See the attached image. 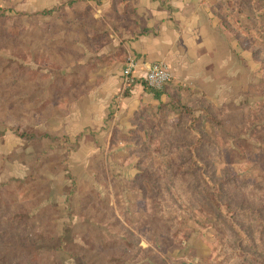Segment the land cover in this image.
Instances as JSON below:
<instances>
[{
  "label": "rangeland",
  "instance_id": "374dc122",
  "mask_svg": "<svg viewBox=\"0 0 264 264\" xmlns=\"http://www.w3.org/2000/svg\"><path fill=\"white\" fill-rule=\"evenodd\" d=\"M212 2L257 65L213 102L171 78L109 165L64 138L100 25L0 0V264H264V0Z\"/></svg>",
  "mask_w": 264,
  "mask_h": 264
},
{
  "label": "crops",
  "instance_id": "0c3cea01",
  "mask_svg": "<svg viewBox=\"0 0 264 264\" xmlns=\"http://www.w3.org/2000/svg\"><path fill=\"white\" fill-rule=\"evenodd\" d=\"M27 5L36 11L88 9L100 25L96 33L102 34L94 40L109 42L79 62L89 66L84 70L88 87L73 98L64 117L65 135L69 139L81 135L75 152L82 160L101 151L109 165V157H129L126 141L120 137L134 126L131 118L145 103L164 101L163 93L157 99L138 78L147 63H166L175 83L212 102L215 97L225 100V94L234 91L242 72L240 63L248 64L250 70L252 63L257 65L254 51L241 45L240 35L237 38L230 31L227 17L220 8H213L212 0H30ZM128 58L135 61V80L124 84L122 69ZM122 89L127 91L118 97ZM121 169L115 173L128 177L136 173L134 166Z\"/></svg>",
  "mask_w": 264,
  "mask_h": 264
},
{
  "label": "built area",
  "instance_id": "2783aa9c",
  "mask_svg": "<svg viewBox=\"0 0 264 264\" xmlns=\"http://www.w3.org/2000/svg\"><path fill=\"white\" fill-rule=\"evenodd\" d=\"M134 64V58H128L126 60L122 69V80L124 84H129L135 80ZM138 78H141L143 83L149 88L161 89L171 80L172 74L166 63L152 61L147 63L144 73Z\"/></svg>",
  "mask_w": 264,
  "mask_h": 264
},
{
  "label": "trees",
  "instance_id": "16d2710c",
  "mask_svg": "<svg viewBox=\"0 0 264 264\" xmlns=\"http://www.w3.org/2000/svg\"><path fill=\"white\" fill-rule=\"evenodd\" d=\"M58 8H49V9H43V10H41L39 13H41V14H44V13H47V14H49V13H52V11H55V10H57ZM86 65H88V64H86ZM87 70L89 69V67L88 68H86ZM131 83V82H130ZM165 86V85H164ZM163 86V87H164ZM162 87V88H163ZM147 88V90L149 91V92H151L152 94H153V96L154 97H156L157 99H159L160 98V95H161V93H162V88L161 89H152V88H149V87H146ZM185 91H188V89H186L185 88ZM192 94H195V92H191ZM198 94L202 97V98H205V96L202 94V93H199L198 92ZM159 104H162L163 105V101H161V100H159ZM161 108V107H160ZM160 108L157 110V111H159L160 110ZM184 109L185 110H187L188 112H189V108L188 107H184ZM204 116L207 118V119H209V118H212L211 117V115L209 114V113H207V112H205V114H204ZM135 126H133L132 128H130L129 130H133V128H134ZM81 135H77V136H75L74 137V140L76 141L77 139H79V137H80ZM65 138V140H69V137H67V136H65L64 137ZM63 139V138H62ZM125 139H127V138H125ZM129 139V138H128ZM130 140V139H129ZM136 173H138V172H136ZM135 173V174H136ZM140 173V172H139ZM138 173V174H139ZM210 201H211V199H210ZM217 208H218V206H217ZM248 235H246V237H247ZM240 238V237H239ZM247 239L249 240L250 239V237H247ZM245 241H248V240H246V239H244ZM228 248H231L233 251H235V252H237L236 251V249H234L233 247H231V245H228ZM238 248H241V247H238ZM225 254V252L224 251H222V253H220L219 254V256H218V259H223V257L221 256V255H224ZM222 257V258H221Z\"/></svg>",
  "mask_w": 264,
  "mask_h": 264
}]
</instances>
